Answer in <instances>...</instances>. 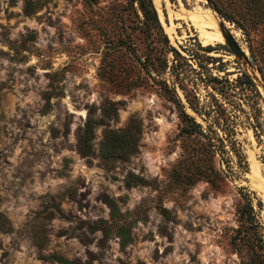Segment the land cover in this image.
Segmentation results:
<instances>
[{
  "label": "rangeland",
  "instance_id": "374dc122",
  "mask_svg": "<svg viewBox=\"0 0 264 264\" xmlns=\"http://www.w3.org/2000/svg\"><path fill=\"white\" fill-rule=\"evenodd\" d=\"M153 2L183 55L174 70L168 45L134 22L129 0H0V264H62L52 255L75 264H264V244L242 231L248 203L264 227V0ZM217 16L249 64L208 35L220 31ZM162 57L158 73L149 64ZM243 71L256 88L237 81ZM215 99L226 126L213 121ZM183 112L225 138L211 162L221 176L200 172L208 155L198 135L182 132ZM89 113L105 121L84 155L77 142ZM133 119L136 149L103 156L105 131Z\"/></svg>",
  "mask_w": 264,
  "mask_h": 264
},
{
  "label": "trees",
  "instance_id": "16d2710c",
  "mask_svg": "<svg viewBox=\"0 0 264 264\" xmlns=\"http://www.w3.org/2000/svg\"><path fill=\"white\" fill-rule=\"evenodd\" d=\"M129 1H130L129 4L132 6L135 12V17L133 18L134 22L144 27L147 30L148 34L151 36L153 41L157 42L160 45H163L165 42L168 45V50L171 51L173 55V57L171 58V64L169 65V67H171V69L173 68L174 70V67H177L178 63L182 65L183 61H180L179 59L180 57H183V55L178 51V49L175 46L169 44L167 34L163 30V27L158 17V12L154 5L153 0H129ZM134 2H136V5L134 4ZM215 7L220 11V9L216 5ZM221 14L224 15L225 18H229L224 13H221ZM201 48L209 50L212 47L211 45L208 44V45H204ZM129 55L133 56L131 52H129ZM167 62L168 60L166 59V57H162L159 63L155 64L154 61L152 60L149 66L150 68H153L156 71H158V73H160L165 69V67H167L168 65ZM176 72H177V75H179L178 74L179 72L178 71ZM208 76H209L210 82L212 83L221 81V78L216 75L209 74ZM180 80L179 82L180 84H182ZM237 81H240V83H244L248 86L256 88V84L254 80L252 79L250 74L247 73L246 71H243L237 77ZM165 86H166V83H165ZM219 92L224 97L226 96L228 97L227 95L229 94L228 89L224 88V86L222 88H219ZM187 94L188 93H186V96ZM192 98H194V96H192ZM192 98H191V101H192ZM212 105L215 111V115L213 118L214 123L215 124H225L226 126L228 117H227L224 107L221 104H219L216 99ZM191 106L196 111L198 110L195 105H191ZM113 111H114L113 108L108 106V107H105L104 114L105 116L109 118L111 112ZM105 116L95 117L94 115L90 113L87 116L84 127L81 133L79 134L78 142H77V147L82 154L88 155L91 153L92 145H93L92 139L94 137V127L96 123L100 121L104 122ZM182 121H183V125L181 128L182 132H185L187 134L198 135L201 141L200 147L202 151L204 152V155H208L209 162L205 164L204 166L202 165L200 167L199 169L200 172L203 173L205 176H208L212 179H215L216 177L221 176L220 171L221 172L223 171L221 169L220 171L217 170L213 166V163L211 162H212V157L214 156L215 153H219V151L220 152L226 151L225 138L219 136L217 133H216L217 135H214V136L208 135L202 128V124L198 122L194 116H191L186 112H183L182 114ZM139 127L140 125L137 122V120L133 119L121 131H117L115 129H110V128L107 129L105 131L104 139L102 140L101 146H100L102 155L105 157L115 156V155H125L127 153H131L132 151H134L137 146ZM227 141L234 155L237 157V160L239 161L238 163L240 164L241 162H245V156L243 154V151L237 146L239 145L237 143V139L235 138L231 139V137L228 136ZM177 176H179V174H177ZM183 180H185L186 182H190V181L192 182L193 177L192 176L183 177ZM248 207H249L248 211H243V217H244L243 226L245 228H243L242 231H245L246 233L249 234L250 238L247 241L255 244L256 246L261 247L259 241L261 242V244H264L263 243L264 242V227L261 225H259V227L257 226L255 215L252 213L253 207L251 203H248ZM114 211H116V206L113 204V215H114ZM0 220L2 222L4 221L1 217V213H0ZM243 234L245 233L243 232ZM125 242H126V239L123 238L121 240V243L124 244ZM52 256L56 258L58 261H60L62 264H75L74 260L61 257V256H55V255H52Z\"/></svg>",
  "mask_w": 264,
  "mask_h": 264
},
{
  "label": "water",
  "instance_id": "95a60500",
  "mask_svg": "<svg viewBox=\"0 0 264 264\" xmlns=\"http://www.w3.org/2000/svg\"><path fill=\"white\" fill-rule=\"evenodd\" d=\"M217 23L219 25L220 33H221V35L223 37V42L227 45L229 50L235 56H237V58H239L243 62L249 64V62H251V60H252V57L246 55L244 49L240 46V44L237 42V40L235 39L233 34L228 29V27H227V25L225 23V20L223 18H219V16H217ZM253 77L255 78L256 81H259L257 77H255V76H253ZM262 87L264 89L263 85H262Z\"/></svg>",
  "mask_w": 264,
  "mask_h": 264
},
{
  "label": "bare ground",
  "instance_id": "6f19581e",
  "mask_svg": "<svg viewBox=\"0 0 264 264\" xmlns=\"http://www.w3.org/2000/svg\"><path fill=\"white\" fill-rule=\"evenodd\" d=\"M211 17V19L213 20V18L215 17H213V15H212V13H211V16H209V18ZM215 19V18H214ZM216 20V19H215ZM218 24V23H217ZM219 28V27H218ZM206 35V34H205ZM209 36H211V37H213V38H215V39H217L218 41H223V37H222V35H221V33H220V31L219 32H212V33H209L208 34ZM212 39V38H211ZM208 41H210V40H208ZM215 41V40H214Z\"/></svg>",
  "mask_w": 264,
  "mask_h": 264
}]
</instances>
